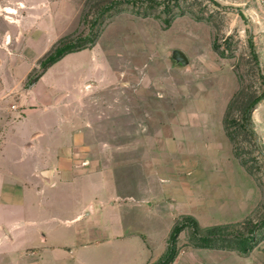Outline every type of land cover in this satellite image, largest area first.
Here are the masks:
<instances>
[{
  "label": "rangeland",
  "instance_id": "1",
  "mask_svg": "<svg viewBox=\"0 0 264 264\" xmlns=\"http://www.w3.org/2000/svg\"><path fill=\"white\" fill-rule=\"evenodd\" d=\"M60 39L83 48L32 97L74 76L75 95L59 100L74 104L63 112L73 136L44 161L56 186L32 185L23 205L0 206L18 235L0 244V264H23L26 248L46 250L51 264L155 263L182 217L198 235L217 228L214 241L199 247L185 227L170 264H264V97L250 132L239 127L264 89V0H0V83L23 88ZM57 113L37 115L48 157L61 141ZM16 143L0 170L30 184L36 158ZM86 202L90 216L77 217ZM241 236L252 239L246 251L235 247Z\"/></svg>",
  "mask_w": 264,
  "mask_h": 264
},
{
  "label": "crops",
  "instance_id": "2",
  "mask_svg": "<svg viewBox=\"0 0 264 264\" xmlns=\"http://www.w3.org/2000/svg\"><path fill=\"white\" fill-rule=\"evenodd\" d=\"M78 53L80 52L77 51L65 54L58 61L50 65L42 73L38 80L28 88H24V86L23 88L20 87L19 83L18 88H16L14 91L11 90L10 84L7 83L4 85V83H0V156L3 155L8 142L15 140L17 142L16 147L20 148L22 151L21 156L29 155L31 158H36V161L30 170V176L33 179L30 184L21 180V178H17L15 174H13L14 176L12 177L11 172L6 173V171L0 170V206L6 207L8 205H23L25 202L26 190L32 185H34L36 190L42 191L46 186L51 187L58 184V181H55L53 170L51 168H44V161H57L59 144L64 140L71 139L73 136L74 125L72 124L69 117H64L63 112L74 111V104H64L65 106H63L59 104V100L64 99V97H69L70 95H75L73 88L74 76L70 82L71 87L64 84L58 86L55 85V83H51V87H44V91H42V93H37L39 100L41 101L40 103L37 101V99L32 97V93L37 89L39 83L46 78L54 64L62 60L65 56ZM13 101L15 104L13 105L14 107H11L10 103ZM53 110H58L59 113V115L58 113L57 115L60 118V130L58 131L57 129V135L59 137L58 140L61 141H58L55 151L53 150L52 155L48 157L46 154L49 153H47V151L50 150V146L49 143H43L45 133L43 131L42 124L38 123L39 120L37 119V115H39L41 111L47 112ZM37 158H39V161H37ZM50 163H52V161ZM43 169L48 172V182H44L42 179ZM10 182L13 183L11 184ZM20 183H23L24 186L22 187ZM88 203L89 202H86L81 207L77 217L90 216V214L85 215L82 211V209H84ZM92 207L96 212L93 204ZM87 209L88 212L89 210L91 212V204L87 206ZM1 219L2 218H0V230H2V232L7 236L8 242L5 243L0 241V244L7 245L13 242L18 235L16 230H14L12 227H6ZM135 236L139 238L138 235L135 234ZM54 247L56 246H50L51 249H54ZM34 250L35 249L33 248H26L23 250L25 255L23 264H51L50 259L45 254L46 250L44 252L41 251L40 253H37ZM11 264L21 263H18L15 260L14 262H11Z\"/></svg>",
  "mask_w": 264,
  "mask_h": 264
},
{
  "label": "trees",
  "instance_id": "3",
  "mask_svg": "<svg viewBox=\"0 0 264 264\" xmlns=\"http://www.w3.org/2000/svg\"><path fill=\"white\" fill-rule=\"evenodd\" d=\"M166 5L164 8H168ZM111 8V5L104 6L103 11ZM88 39V38H87ZM92 42V40H91ZM90 42V43H91ZM81 44L78 41H66L64 39H60L50 50L49 52L40 60V72L36 73L33 76H29L24 83V88L30 87L33 83H35L38 78L42 75V73L53 63L58 61L65 54L70 52H75L82 49ZM253 57L256 55L253 50H251ZM263 81V80H262ZM238 94L234 95V101L236 100ZM264 97V89L261 91L259 95L254 97L242 110V122L239 123V127L242 128L246 132H250L249 130V115L255 105L259 102L260 99ZM196 221L191 217H182L180 221L175 223L169 233L167 245L162 256L155 262L151 264H170L175 256V243L177 236L179 233L185 228L190 227L192 230V236L196 239V245L199 247H210L214 241V231L217 228H212L205 235H198ZM250 236H241L235 242V247L241 251H246L250 246L249 243L251 241Z\"/></svg>",
  "mask_w": 264,
  "mask_h": 264
},
{
  "label": "water",
  "instance_id": "4",
  "mask_svg": "<svg viewBox=\"0 0 264 264\" xmlns=\"http://www.w3.org/2000/svg\"><path fill=\"white\" fill-rule=\"evenodd\" d=\"M171 56L174 60L178 61L181 64L187 63L185 55L179 50H173Z\"/></svg>",
  "mask_w": 264,
  "mask_h": 264
}]
</instances>
